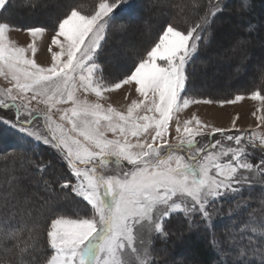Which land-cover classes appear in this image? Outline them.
<instances>
[{"label":"snow or ice","instance_id":"snow-or-ice-1","mask_svg":"<svg viewBox=\"0 0 264 264\" xmlns=\"http://www.w3.org/2000/svg\"><path fill=\"white\" fill-rule=\"evenodd\" d=\"M7 3L0 0V11ZM26 3L38 6L35 0ZM128 4L129 0H98L90 14L69 6L70 10L53 24L54 35L47 46L51 56L48 66L34 58L36 40L47 31L45 27L23 29L31 41L19 46L9 38L13 25L0 21V76L12 81L10 87L0 89V107L16 109L15 121L0 117V122L57 150L77 181L73 184L71 177L63 178L61 189H70L81 198L73 202L74 206L66 198V203L56 208L46 201L34 216L27 196L19 208L10 204L9 197L14 198L18 188L6 194L0 202V252L5 254L0 256V264H154L150 246L145 245L138 229L148 233L149 245L154 235L167 239L164 224L173 214L183 213L187 218L198 212L204 221H211V205L225 196L242 193L246 183L250 186V177L245 173L255 172L264 179V158L253 164L247 151V145L264 151V134L257 137L253 133L247 141L243 134L227 135V141H234L235 146L221 140L201 146L198 137H203L209 126L193 115L183 121V129L177 120L175 143L168 138L170 122L178 113L192 104L214 102L189 95V65L202 43L207 46L211 42L208 29L223 11L221 0L210 3L205 14L186 31L171 22L163 25L122 74L106 76L97 61L116 13ZM246 6L247 0H242V7ZM244 43L242 38L237 40V45ZM125 85L129 92L134 89L138 94L126 112L76 95L82 88L100 100L105 92ZM13 89L20 95H14ZM28 93L31 100L42 97L49 110L70 102L71 107L60 115V121L66 120L67 125L49 114L43 117L47 132L33 130L27 119L21 121L20 109L28 110L29 104L17 101L24 100ZM250 98L264 102L260 89L251 92ZM241 99L238 94L234 100L219 103ZM32 115L28 111V116ZM193 122L195 126H190ZM215 133L224 136L225 130L212 128L211 134ZM8 183L12 187L18 181L13 177ZM44 183L47 186L49 181ZM83 202L86 204L81 207ZM240 207L238 203L236 208ZM250 223L256 225L247 237L253 248L251 259L259 257V264H264V221ZM248 228L249 223H245L239 231ZM256 235L259 241L254 239ZM137 240L139 248L134 243ZM227 242L228 248L221 247L220 251L229 252L236 257V264H243L249 258L247 246L241 247L232 233H228Z\"/></svg>","mask_w":264,"mask_h":264},{"label":"trees","instance_id":"trees-1","mask_svg":"<svg viewBox=\"0 0 264 264\" xmlns=\"http://www.w3.org/2000/svg\"><path fill=\"white\" fill-rule=\"evenodd\" d=\"M40 1L35 0L36 3ZM63 1H65L64 5L59 8L60 12L63 13L70 10L69 6H75L82 13L90 14L95 10V6L98 3V0ZM167 1V5L162 7L160 5L161 0H146V9H144L139 0H129L128 7L121 8L116 13V18L113 20L109 31V39L104 45V50L97 61L102 65L106 76L109 74H122L135 59H130L120 73L114 74L112 72L111 68L114 61H112L113 63L109 62L106 53L109 47L113 46L118 33L134 28L136 25H139L141 30H146L148 25L154 22H158L154 31L142 35L143 39H147L146 42H150L153 38H156L162 30V26L169 22L178 26L180 30L186 31L189 25H194L199 17L205 14L210 3H215V0ZM147 2H151L153 6L151 4L147 5ZM221 2L223 4V11L215 16L208 29L212 33L211 42L207 46H203L202 43L199 54L189 65V71L193 77L196 71V63L206 58L202 52L212 50L213 46L219 49L220 46L226 44V39H231L232 37L234 39L240 37L241 39L248 35L247 37L254 36L259 42L264 41V29L261 28L263 25H260V23L264 22V18L258 15L262 5H264V0H247L246 7H242V0H221ZM180 6L181 10H179ZM59 10L51 20L44 21L41 18L40 11L37 8H29L26 0H8L6 9L0 11V21L6 20L16 27L42 26L52 30L57 17L60 16L62 18L63 13L58 15ZM160 10L163 12H159ZM154 11H157V13L155 14ZM235 12H239L241 21L239 23L240 29L233 31L234 22L231 20L230 14ZM217 22L220 24L218 28H216ZM120 25H124V28L121 29ZM243 27L245 28L244 30ZM149 42H147V45ZM252 43L253 41H250L249 46L255 44ZM143 46L138 53L145 49L146 46ZM262 69L261 72H264V67ZM262 76L263 74L258 79L252 81L254 85L252 84L248 88V85L242 87L234 86L235 88L232 87L230 89L231 92H227V95L222 93L223 95L219 94V96H216H218V99H227V97L229 98L233 94L250 93L257 89H260L261 94H264V79H262ZM197 94L199 93L193 90V83L190 80L189 95ZM204 96L207 97V95ZM0 111L14 113L15 108L4 109L0 107ZM29 121L32 125V121ZM210 142H212V139L207 144ZM259 153L263 155L264 151L260 149L257 155ZM21 156L24 157L23 160L20 159ZM37 165H48V167L39 168ZM13 177L16 178L18 184H13L12 187H9L8 182ZM68 177H71L73 183L74 177L71 176L70 169L66 162L60 158L57 150L43 142L36 144L33 139L19 132L17 128L0 122V202L3 201L6 194L12 193L17 189L15 187L19 186L21 189L16 192L14 198L9 197V202L10 204H16L17 208H19L22 205L21 201L24 200L27 193L34 192L36 196L33 198V202L28 205L29 208L33 209L34 216L45 205L46 201L49 206L56 208L64 205L67 198V202L72 203L74 206L73 202H78L81 198L75 197L70 189H61L63 178ZM30 181L37 182L31 184ZM44 181H49V184L46 186ZM250 184V186L244 185L242 193L236 196H225L222 200H217L211 205L209 208L212 214L211 221H204L198 212L192 213L187 218L183 213L174 214L164 225L165 231L168 233L167 239L158 236L152 244L154 264H167L172 261L171 259H176V262L172 264H236V257L234 255H231L227 251H220L221 247L224 249L228 248V233L236 235L241 247L247 246L246 250L249 258L245 259L243 264H259V257L254 260L251 259L253 248L248 245L247 237L252 234L251 227L256 226L255 224H251V221H255L256 224L264 221V203H261V200L264 199V184L256 181H251ZM238 203H241L239 209L236 208ZM85 204L86 202H83L81 207ZM245 223H249V228L240 233L239 229ZM169 226L173 230V234L170 232ZM254 239L259 241V236H254ZM182 243H190L192 255L179 258L178 253L181 252L180 246ZM4 255L3 252H0V256ZM7 255L11 256L12 253H8Z\"/></svg>","mask_w":264,"mask_h":264},{"label":"rangeland","instance_id":"rangeland-1","mask_svg":"<svg viewBox=\"0 0 264 264\" xmlns=\"http://www.w3.org/2000/svg\"><path fill=\"white\" fill-rule=\"evenodd\" d=\"M141 6L146 9L145 2L146 0H139ZM142 1V2H141ZM63 0H41L39 3H36L38 6L32 7L28 5L29 8H37L40 11L41 18L46 20H51L59 10L60 6L64 5ZM168 1L161 0L160 5L163 7L167 5ZM151 4V2H147V5ZM175 5V3H173ZM177 4V3H176ZM171 5V2H170ZM151 6H153L151 4ZM157 6V5H156ZM161 7V8H162ZM149 8V6H148ZM163 10V9H162ZM160 10L159 12H163ZM181 10V6L180 9ZM60 11V10H59ZM156 14L157 11H154ZM84 14V13H82ZM154 14V15H155ZM163 14V13H162ZM164 15V14H163ZM231 20L233 23V31L240 29L239 23L241 21L239 12H235L230 14ZM258 15L261 18H264V5H262L260 12ZM149 16H151L149 14ZM158 22H154L148 25L146 30H141L139 25L129 30L121 31L115 37L113 42V46H110L108 52L106 53L108 57V61L116 65H112L111 70L115 73H120V70H123L127 62L132 59L136 58V54L140 51L141 47L144 45V41L147 39H143L144 34L152 33L157 26ZM261 28L264 29V22ZM216 28L220 27V24L216 23ZM20 29V30H17ZM22 27L13 26V28L9 32V38L16 42L19 46H27V44L31 41V37L28 35L26 31H23ZM231 29V28H230ZM229 29V30H230ZM245 28L243 27V30ZM46 32L42 34L40 38L36 40L37 46V54L35 55V59L37 63L41 64L42 66H48L51 63V56L50 53L47 52V46L50 45L51 36L54 35V31L51 29L46 28ZM261 31V30H260ZM248 36V35H247ZM243 37L242 39L245 41L242 45H237V40L240 37L234 39H226L227 42L223 46L218 47L213 46L212 50L203 51L204 56L206 57L205 60L198 61L196 63V71L194 77L191 76V81L193 83V90L198 91L199 94L196 96L212 99L214 102L211 104L199 103V104H192L189 105L187 109L182 110L180 113L177 114V118L170 122V134L168 138L170 142L175 143V138L177 137V133L175 131L177 120L180 122L181 129H183V121L189 120L192 118L193 115L199 118V120L204 125H208L209 127L204 129V136L198 137L201 146L207 144L209 140L212 139L211 143H214L215 140H221L225 145L235 146V142H228L226 139L227 135H241L243 134V139L247 141L248 136L252 135L253 133L259 137L261 134H264V119L258 120L257 117L264 118V102L259 100H252L250 98V93H236L233 94L231 97H227V99L222 98L218 99L219 94L227 95V92H231L230 89L232 87H242V86H251L254 83L252 81L261 77L264 72H261L264 67V41L259 42L254 38V36ZM264 37V35H263ZM256 40V41H255ZM250 41H253V45L249 46ZM142 43V44H141ZM55 46H53L54 48ZM30 54V53H29ZM246 68V69H245ZM245 69V70H244ZM262 69V70H261ZM193 75V74H192ZM238 77V78H236ZM236 79V80H235ZM239 80V81H238ZM252 82V83H251ZM12 84L11 78H5L4 76H0V89H7ZM77 84H79V80L77 79ZM225 87V88H224ZM222 93H220V92ZM201 92V93H200ZM253 92V91H252ZM14 95H20L18 90L13 89ZM241 95L243 99L240 101H235L234 103H224L221 104L219 101L221 100H234L236 95ZM77 96L80 99H87L92 102H100L107 107L108 104H111L115 109L126 112L127 106L130 104L132 99H137L138 94L135 93L134 89L129 92L128 86H122V89L115 90L111 92H105L103 94L104 98L98 100L94 93L88 92L85 93L82 88H79ZM128 96L125 99V96ZM204 95H207L204 96ZM218 95V96H216ZM24 100H18L17 103H28L29 109L25 110L23 108L20 109V119L21 121L27 119L32 121V129L38 130L41 132H47L46 121L44 120V115L49 114L53 117V120L56 122H62L67 125V121H60L61 111L65 108L71 107V103H60L56 104L49 110V105L43 102L42 97H38L37 100H31V93L24 94ZM212 96H214L212 98ZM28 111H31L33 115L31 117L28 116ZM143 115V112L139 113ZM0 117H3L7 120H16V109L14 113H4L0 111ZM14 119V120H13ZM235 121V128H233V122ZM195 126V122L192 125ZM212 128H221L225 130V135L222 136L219 133L211 134ZM109 138L112 137V133H106ZM219 134V135H216ZM30 137V136H29ZM36 144L42 141H37L33 137ZM133 142L135 138H132ZM215 139V140H214ZM148 141L151 142L150 137H148ZM259 140L257 139V144ZM247 151L250 153L248 157L249 161L253 164L258 163L262 158H264V154L262 155L257 152L260 151L259 147L253 149L250 145H247ZM184 154V153H181ZM243 171V170H241ZM245 175L250 177L251 181L260 182L264 184V179H262L257 173H245ZM31 184L36 183L30 181ZM76 178L74 177L75 184ZM245 185H249L246 183ZM251 185V184H250ZM15 188L21 189V187L16 186ZM24 188V187H23ZM34 192L27 193V197L30 200V203L33 202ZM51 198V196H50ZM25 199V198H24ZM41 200V199H40ZM39 200V201H40ZM22 205L24 200L21 201ZM46 206V205H44ZM174 214L170 217L172 218ZM167 218L166 222L170 219ZM165 222V224H166ZM164 224V225H165ZM170 228V226H169ZM165 230V226H164ZM140 234L141 238L144 240L145 245L150 246L152 255H153V242L157 239L158 236H153L151 238V243L149 245V235L146 231L141 232L139 229L137 230ZM172 229L170 228V232L172 233ZM173 234V233H172ZM136 246L139 248L141 247L140 241L137 240L134 242ZM180 253L179 258H185L186 256L192 255L190 243L181 244L180 246ZM172 261L167 264H172L176 262V259H171Z\"/></svg>","mask_w":264,"mask_h":264},{"label":"bare ground","instance_id":"bare-ground-1","mask_svg":"<svg viewBox=\"0 0 264 264\" xmlns=\"http://www.w3.org/2000/svg\"><path fill=\"white\" fill-rule=\"evenodd\" d=\"M61 13H63V12H58V15H61ZM147 42H149V41H147ZM147 42H146V40L144 41V46L143 47H145L146 45H147ZM142 44V43H141ZM121 71V70H120ZM239 81V80H238ZM235 88V87H234ZM220 92V91H219ZM220 93H222V92H220Z\"/></svg>","mask_w":264,"mask_h":264}]
</instances>
